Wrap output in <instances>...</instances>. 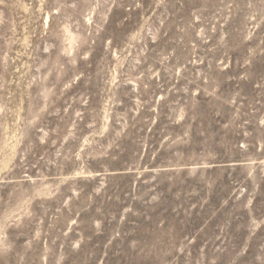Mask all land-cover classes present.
<instances>
[{"label":"rangeland","instance_id":"374dc122","mask_svg":"<svg viewBox=\"0 0 264 264\" xmlns=\"http://www.w3.org/2000/svg\"><path fill=\"white\" fill-rule=\"evenodd\" d=\"M0 264H264V0H0Z\"/></svg>","mask_w":264,"mask_h":264}]
</instances>
